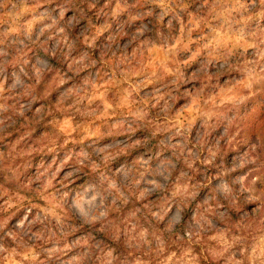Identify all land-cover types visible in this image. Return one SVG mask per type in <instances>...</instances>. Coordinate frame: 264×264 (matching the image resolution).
Wrapping results in <instances>:
<instances>
[{
    "label": "clouds",
    "instance_id": "1",
    "mask_svg": "<svg viewBox=\"0 0 264 264\" xmlns=\"http://www.w3.org/2000/svg\"><path fill=\"white\" fill-rule=\"evenodd\" d=\"M0 264H264V0H0Z\"/></svg>",
    "mask_w": 264,
    "mask_h": 264
}]
</instances>
